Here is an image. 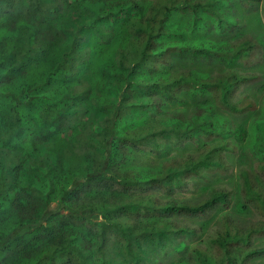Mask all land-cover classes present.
Listing matches in <instances>:
<instances>
[{
  "label": "trees",
  "instance_id": "trees-1",
  "mask_svg": "<svg viewBox=\"0 0 264 264\" xmlns=\"http://www.w3.org/2000/svg\"><path fill=\"white\" fill-rule=\"evenodd\" d=\"M254 1L0 0V264H159L181 245L166 264H255L264 218L234 216L264 217V116L234 119L264 95ZM242 144L255 165L225 184ZM193 175L202 195L178 199ZM176 214L219 225L202 239Z\"/></svg>",
  "mask_w": 264,
  "mask_h": 264
},
{
  "label": "rangeland",
  "instance_id": "rangeland-1",
  "mask_svg": "<svg viewBox=\"0 0 264 264\" xmlns=\"http://www.w3.org/2000/svg\"><path fill=\"white\" fill-rule=\"evenodd\" d=\"M255 3L257 2L258 5H255V10L257 11V14L260 18V20L264 23V0H255ZM207 65H215L218 68H221L218 64H213V63H206ZM255 87L251 84L248 87H246L245 91H248L250 94L254 92V89L257 88L258 82L255 81L253 82ZM244 90L240 88L239 93L242 94ZM245 93V92H244ZM252 99L255 98L258 100L257 108L255 110L250 111L249 113H244V114H237L236 117L234 115L235 123L236 122H241L244 124L245 127L253 123V118L254 119H259L264 116V111L263 109L258 105L260 99L264 97V95L260 98V96L254 97L256 95L252 94L251 95ZM234 125V121H233ZM189 144H184L182 145V151L186 149V147H189ZM252 150L249 149L248 144H242V145H235L234 149L231 151H228L224 154V161L227 165V168L222 171V177L223 181H225V184L232 185L234 184L235 176L238 172V169L241 166H248V165H255L256 159L253 156ZM180 153L177 148H172L170 151V154L172 153ZM145 158H141L140 162L145 163V164H152L155 162H160L161 157L153 152L150 151H145ZM216 174H219L216 173ZM208 177L210 179L213 178L212 174H208ZM202 183L201 178L197 177L196 175H193L191 177V182L189 183L187 188H180L176 189V196L178 199H190V198H196L200 197L202 195L201 190L199 189L200 184ZM162 194V193H161ZM163 195V194H162ZM226 210L229 213H234L231 211V207L226 208ZM234 216H237L238 219H242L244 223H251V222H256L259 219L264 218L262 215L257 213L253 208L251 209V212L249 215H244V214H239V213H234ZM206 218V216H200V217H195L192 215H186V214H176V215H170L167 216V219H173L176 222L179 223H187L188 225H194L195 227L198 228V232L201 234V238L204 239L206 235L211 234V232L217 228L219 225V215L212 221L207 222L204 224L203 220ZM204 244H208L205 240ZM202 240L193 238L191 240H187L188 245H195L200 244L203 246V243H201ZM252 245L254 247H262L264 246V234H253L252 235ZM189 249H185L184 245H181L180 248H172L168 254L163 257V262H159V264H166L167 262L175 261L178 260V258L182 255L188 252ZM207 260H210L213 262L212 256H209ZM196 262V261H195ZM249 263H255V264H264V253L249 257L248 258ZM179 264H189L188 261H182Z\"/></svg>",
  "mask_w": 264,
  "mask_h": 264
},
{
  "label": "bare ground",
  "instance_id": "bare-ground-1",
  "mask_svg": "<svg viewBox=\"0 0 264 264\" xmlns=\"http://www.w3.org/2000/svg\"><path fill=\"white\" fill-rule=\"evenodd\" d=\"M238 133V132H237ZM236 134V133H235ZM239 134V133H238ZM238 136V135H237Z\"/></svg>",
  "mask_w": 264,
  "mask_h": 264
}]
</instances>
